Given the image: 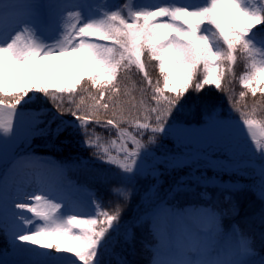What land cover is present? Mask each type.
<instances>
[{
  "label": "snow or ice",
  "instance_id": "obj_1",
  "mask_svg": "<svg viewBox=\"0 0 264 264\" xmlns=\"http://www.w3.org/2000/svg\"><path fill=\"white\" fill-rule=\"evenodd\" d=\"M109 4L110 0H49L44 5L37 0H0V165L7 162V146L25 125L53 139L62 133L83 135L82 143L93 149L94 157L115 166L123 183L112 191L127 200L128 185L146 173L148 146L157 144L161 134L167 138L186 130L183 117L194 107L207 109L208 100L199 94L206 86L222 88L237 52L246 54L249 61L241 85L253 96L257 91L264 94V0H162L151 7ZM84 52L90 57L87 63L81 62ZM145 57L156 62L159 79L153 81ZM133 68L142 76L141 91L150 89L151 96L140 101L141 114L126 116L118 100V81L122 71ZM81 91L88 92L91 103L79 95ZM239 96L243 98L245 92ZM38 101V109L24 108ZM230 108L239 113L259 159V167L250 162L240 167L254 169L253 188H258L264 202V120L254 118V108L244 111L239 101ZM102 111L111 115L102 119ZM213 115V124L241 127V122L221 121L214 110ZM124 125L137 131L133 134ZM107 126L116 132L111 147L100 143L99 137L93 140L88 130ZM184 139L177 135L180 144ZM220 150L231 153L232 144ZM88 164L80 160L74 167L87 168ZM218 164L207 151L177 154L166 150L153 157L147 174L157 176L160 165L193 168L191 176L180 177L179 188L186 179L203 180V174L195 175L199 167ZM21 165L38 169L35 179L47 181L48 191L21 199L19 190L13 191ZM62 170L59 165L46 168L31 155L14 158L0 175V230L23 242L21 246L35 257L32 264H130L125 252L133 245L137 223L121 221L119 203L109 211L98 199L93 200L91 211L63 213L62 204L56 202L57 186L51 181ZM220 170L227 172L230 166ZM217 187L226 193L225 201H233L227 193L238 190L234 185L224 182ZM230 210H237L234 201ZM224 214L212 206L182 211L161 206L153 218V232L159 240L151 264H255L246 258L255 240L239 230L231 235L223 232ZM259 219L264 224V209ZM260 239L264 246V232ZM259 264H264V257Z\"/></svg>",
  "mask_w": 264,
  "mask_h": 264
},
{
  "label": "rangeland",
  "instance_id": "obj_2",
  "mask_svg": "<svg viewBox=\"0 0 264 264\" xmlns=\"http://www.w3.org/2000/svg\"><path fill=\"white\" fill-rule=\"evenodd\" d=\"M41 5L47 4L49 0H37ZM162 0H110L109 6L115 7L118 4L133 3L136 6L146 5L154 6L161 3ZM193 3L200 2V0H191ZM44 18H47L48 10L42 9ZM242 58V67L239 70V80L241 75L247 70L248 58L246 54L237 52V59ZM259 59V57H257ZM90 57L87 52L81 54V62L87 63ZM234 68V67H233ZM240 86L246 92H251L249 89H245L241 83ZM42 95V94H41ZM41 106L40 102L24 105L25 109H38ZM47 107V106H46ZM49 106L48 108H51ZM55 111V109H52ZM218 114L221 121H225L229 124L241 122V118L226 114L222 110H214ZM211 119H215L213 111L206 114L202 123H183L186 130H180L177 133L173 132L167 138L161 134L160 140L157 144L148 146L149 155L144 160V168L146 173L137 177V179L144 180L145 193H142V209L137 213L133 219L122 220L129 223L141 222L148 220L149 229L151 235L154 236L155 241L150 245L151 257L148 264H151L153 259L155 248L158 246L159 238L153 232V218L154 214L160 210L161 206L166 208H172L176 211H182L192 206H204L208 207L213 202L212 199L216 198L222 203L225 202L224 195L221 188L217 187V184L228 182L234 185L238 190L249 189L256 193L259 198L258 188L254 189L255 174L253 168L240 167L243 163H252L256 167H259L258 156L253 154L251 137L247 135L246 127L242 126L239 129H233L227 126H218L210 122ZM65 119H73L70 115L65 116ZM14 126H16V120H13ZM40 127H43L41 125ZM92 139L95 140L99 137L100 143L105 146H109L112 139L116 138V132L111 129V126L89 128ZM129 131L133 134L137 131L134 127H129ZM177 135L184 137V143L180 144L177 140ZM148 133H145L143 140L147 142ZM85 139L83 135L68 136L67 133H62L59 137L53 139L51 136H44L39 134L38 130L32 129L25 125L19 128L15 142H10L7 146L6 163L0 165V175L11 167L12 160L21 156L31 155L37 157L41 163L47 168H54V166H62L63 170L58 174H54L52 182L56 184V190L59 193V197L56 202L62 204V211L65 214H75L80 211H91L93 206V200L98 199L103 201L104 208L108 209L107 203H105L100 192L97 188L88 185L85 182H78L68 178V174H73L79 167H74L80 160L89 161L86 170L91 171L90 168H96V164L100 166L109 167L105 162L98 160L93 156V149L89 148L87 144H83ZM232 144V152L221 151L220 149L226 143ZM163 144V148L159 145ZM72 144L73 149L76 146L87 147L90 152L89 156L84 157L82 154L72 153V149L69 147ZM129 147L131 148V141H129ZM181 153V152H204L207 151L214 159L219 161L216 168L199 167L195 171L196 176L203 174L202 181H196L192 179H186L184 185H180L178 188V182L180 177H189L193 174V168L181 167L178 169H171L165 165L159 166V172L157 176L153 177L147 174V170H150L153 165V157L159 152L164 151ZM115 154V153H113ZM0 158H3V150H0ZM230 166V170L227 172L220 169ZM115 169V166H112ZM38 169L29 168L21 165L19 174L13 183V191L20 190L24 181L29 177L35 175ZM73 172V173H72ZM92 172V171H91ZM120 183H123L122 179ZM46 185L43 189L39 190L35 186H30L28 192H20L21 197L29 196L32 194H41L48 191L49 183L43 182ZM186 185V186H185ZM48 188V189H47ZM207 194V198L204 194ZM233 193V192H232ZM227 193V194H232ZM62 199V201H60ZM260 200V199H259ZM261 201V200H260ZM262 209H264V202L261 201ZM25 215H31L25 213ZM253 220H257L258 230L256 234V246L262 249L261 255H257L255 249L249 254L247 259H251L255 264H259L260 258L264 257V246L260 239L261 233L264 232V224L260 223L258 215ZM249 219V216L248 218ZM222 231L231 235L234 230H238L235 222L228 219L224 215L220 220ZM4 237L0 239V264H32L35 257H24L16 254L13 250L15 244L20 241L13 240L9 233L4 232ZM235 243V241H233ZM131 246L128 247L125 254L130 259ZM107 258V257H106Z\"/></svg>",
  "mask_w": 264,
  "mask_h": 264
},
{
  "label": "trees",
  "instance_id": "obj_3",
  "mask_svg": "<svg viewBox=\"0 0 264 264\" xmlns=\"http://www.w3.org/2000/svg\"><path fill=\"white\" fill-rule=\"evenodd\" d=\"M147 63V68L153 81L159 79L158 70L156 69V62L149 61L145 57ZM242 58L237 59L234 65L232 73H227L222 82V88L220 90L215 89L212 86H206L205 89L199 95L202 98L208 100L209 104L207 109L204 107H194L190 112H188L183 117V123H202L204 121L205 115L212 112L213 110H222L226 114L232 116H239L231 110L230 104L239 101L241 107L244 111L251 112L253 108L255 109L254 118L257 120H264V94L257 91L256 95L253 96L251 92H246L240 86L239 80V70L242 67ZM120 93L118 100L120 101V106L125 110L124 114L127 116L129 113L132 116H136L140 113V101L142 99L148 100L151 96V91L146 90L141 91L143 87L142 76L139 74L135 68L131 72H121L119 81ZM88 88V85H85ZM245 92V96L240 98L239 93ZM89 92L96 95L94 89L89 88ZM79 95L85 97L86 103H91L88 98V92L81 91ZM79 95L76 97L79 100ZM195 95V94H194ZM229 96L232 97L231 101ZM154 103V102H152ZM135 105V107H133ZM47 107L51 104H47ZM111 115V111L107 113L101 112V118L107 119ZM69 116V115H65ZM143 122V121H141ZM125 127H132L129 125H124ZM72 149V153L82 154L84 157L89 156L90 150L84 146H76L73 149L72 144L69 146ZM92 171H87L86 168L79 167L76 172H72V177L76 178L80 182H85L88 185L95 187L100 192L105 203H107L108 209H113L117 203L122 207L123 212L121 215L122 220L133 219L136 217L137 213L142 209V193H145V182L141 179H136L127 187L129 196L127 200L120 199L112 191L114 187L120 186L122 183L121 177L116 169L112 167H105L96 164V168H90ZM233 201L236 204V211H231V206L233 201L221 202L218 199L213 198L211 206L225 213L224 216L236 223L240 232L248 233L250 236L256 240V234L258 230L257 220H253L255 215H258L262 210V204L256 193L249 189H240L232 194ZM249 216V219H247ZM137 226L133 228L135 239L133 245L131 246L130 252V264H148L151 251L150 245L154 243L155 238L151 235V230L149 229L148 220H143L141 222H136ZM4 231L0 230V239L4 237ZM256 242V241H255ZM257 255H261L262 249L258 246L254 248Z\"/></svg>",
  "mask_w": 264,
  "mask_h": 264
},
{
  "label": "bare ground",
  "instance_id": "obj_4",
  "mask_svg": "<svg viewBox=\"0 0 264 264\" xmlns=\"http://www.w3.org/2000/svg\"><path fill=\"white\" fill-rule=\"evenodd\" d=\"M48 168V167H47ZM53 176L55 175H52L51 176V181L53 180L52 178H54ZM32 186V187H35V186H39L37 187L39 190L43 189V187H46V185L42 184V183H37L36 179H35V175L29 177L28 179H26L23 183V185L21 186L20 188V192H28L29 191V187ZM48 189V188H47ZM24 197L22 196L21 199H23ZM60 198V197H58ZM60 201H62V199H60ZM23 242H20L18 244H15L13 250L16 254H19L21 256H24V257H34L29 251H27L24 247H22Z\"/></svg>",
  "mask_w": 264,
  "mask_h": 264
}]
</instances>
